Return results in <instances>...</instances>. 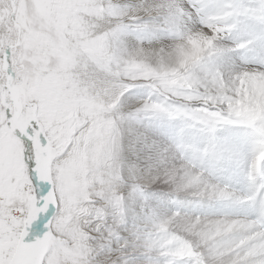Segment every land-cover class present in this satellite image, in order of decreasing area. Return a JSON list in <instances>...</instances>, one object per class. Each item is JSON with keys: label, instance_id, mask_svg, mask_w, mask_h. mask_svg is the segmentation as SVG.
Masks as SVG:
<instances>
[{"label": "snow or ice", "instance_id": "6c2138e0", "mask_svg": "<svg viewBox=\"0 0 264 264\" xmlns=\"http://www.w3.org/2000/svg\"><path fill=\"white\" fill-rule=\"evenodd\" d=\"M0 264H264V0H0Z\"/></svg>", "mask_w": 264, "mask_h": 264}]
</instances>
